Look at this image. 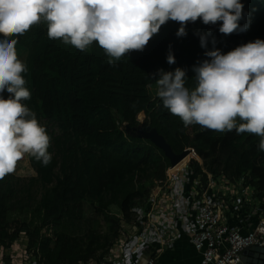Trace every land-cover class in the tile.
<instances>
[{
    "label": "trees",
    "instance_id": "1",
    "mask_svg": "<svg viewBox=\"0 0 264 264\" xmlns=\"http://www.w3.org/2000/svg\"><path fill=\"white\" fill-rule=\"evenodd\" d=\"M240 2L244 15L239 23L249 25L246 32L224 35L219 32L222 22L205 25L197 20L187 24V36L177 37L181 24L170 20L143 51L114 60L115 66L108 63L111 58L97 42L81 51L50 39L44 21L16 37L18 59L27 69L25 86L31 93L22 103L46 128L52 160L43 166L27 154L33 176L26 181L15 174L0 179L1 248L11 249L24 234L27 251L35 261L80 264L103 260L119 239L123 224L139 223L136 210L147 203L171 168L164 152L151 141L125 132V125L140 124L142 113L176 154L192 148L202 161L190 168L189 187L198 179L206 183L209 174L215 179L224 175L233 182L244 177L243 186L253 190L254 201L264 203L260 138L247 132L238 135L235 130L185 127L163 107L151 79L160 69L174 72L180 68L186 72L185 86L194 89L193 68L210 59L207 51L226 44L230 52L264 40V0ZM197 33H211L206 48L201 47ZM170 46L176 60L171 65L167 62ZM149 83L152 88L146 87ZM0 95L8 99L6 91ZM87 203L93 211L84 209Z\"/></svg>",
    "mask_w": 264,
    "mask_h": 264
},
{
    "label": "clouds",
    "instance_id": "2",
    "mask_svg": "<svg viewBox=\"0 0 264 264\" xmlns=\"http://www.w3.org/2000/svg\"><path fill=\"white\" fill-rule=\"evenodd\" d=\"M243 10L240 0H0V36L5 37L0 39V94L8 93V99L0 95V179L12 174L25 154L43 166L52 160L46 128L22 103L31 93L25 86L27 69L18 59L16 37L44 21L50 39L81 51L97 42L111 58L108 63L115 66L114 60L143 51L170 20L181 24L177 37L187 36V24L197 20L205 25L222 22L219 32L224 35L246 32L249 25L239 23ZM197 35L206 48L211 33ZM212 44L215 48V38ZM205 55L210 59L193 68L194 89L185 86L186 72L180 68L160 69L153 75L163 107L185 127L254 134L260 138L259 150L264 151V40L227 54L212 50ZM167 62L176 63L171 46Z\"/></svg>",
    "mask_w": 264,
    "mask_h": 264
},
{
    "label": "built area",
    "instance_id": "3",
    "mask_svg": "<svg viewBox=\"0 0 264 264\" xmlns=\"http://www.w3.org/2000/svg\"><path fill=\"white\" fill-rule=\"evenodd\" d=\"M188 150L196 154L194 149ZM195 161L202 164L201 160L193 157L191 161L167 170L166 179L156 186V192L153 193L152 190L145 207L136 210L139 223L122 226L119 239L103 260H90L80 264H137L139 258L145 254L149 238L153 234L158 237L160 243H164L163 236L166 231H171L172 220H163L162 214H170L171 210L170 203L162 201L165 194L162 192L175 186L182 170H185L187 175L180 181L189 182V170ZM171 169L177 171L169 175ZM245 181L242 177L239 182H233L224 175L215 179L210 174L206 183L200 179L195 181L192 187L194 195L188 199L189 201L192 198V207L188 215L186 214L188 219L184 221L183 227L190 235L195 250L201 255V264H238L240 254L245 249L252 246L264 247V212L257 226L246 233L239 228L232 229L229 225L231 206L242 211L250 208L254 211L253 214L258 213V205L261 202L254 201L253 190L243 186ZM178 201L179 204L185 203L181 196ZM127 227L129 231L126 230ZM12 248L6 250L0 247V264H48L35 261L27 248L21 257L13 252ZM146 264H157V256L151 255Z\"/></svg>",
    "mask_w": 264,
    "mask_h": 264
},
{
    "label": "crops",
    "instance_id": "4",
    "mask_svg": "<svg viewBox=\"0 0 264 264\" xmlns=\"http://www.w3.org/2000/svg\"><path fill=\"white\" fill-rule=\"evenodd\" d=\"M185 175H187L186 171L180 174L174 187L167 188L162 192L165 193L162 201L169 202V209L171 210L170 214L166 212L162 214V217L163 220H172L171 231L165 232L163 236L164 243H160L158 237L153 234L149 238L150 242L147 245L145 254L139 258L137 264H146L151 255L157 256V264H201V255L195 250L190 235L183 227L184 221L188 219L186 214L188 215V211L192 207V198L189 201L188 199L194 195L193 188L188 186L189 183L183 180L180 181ZM155 188L153 193L156 192L154 191ZM180 196L185 203L179 204L178 197ZM143 207L145 205L139 207V209H143ZM229 209L228 221L232 229L239 228L246 233L253 230L259 223L256 222V219L252 221L249 218L251 214L246 210L242 211L233 206ZM123 226H127V224H123ZM126 230L129 231V227Z\"/></svg>",
    "mask_w": 264,
    "mask_h": 264
},
{
    "label": "water",
    "instance_id": "5",
    "mask_svg": "<svg viewBox=\"0 0 264 264\" xmlns=\"http://www.w3.org/2000/svg\"><path fill=\"white\" fill-rule=\"evenodd\" d=\"M125 132L133 138L151 141L158 149L164 152L170 161L171 168L181 164L190 152V150L186 149L182 153L176 154L166 139L148 122L140 123L135 127L125 125ZM238 264H264V247L252 246L245 249L240 254V262Z\"/></svg>",
    "mask_w": 264,
    "mask_h": 264
},
{
    "label": "rangeland",
    "instance_id": "6",
    "mask_svg": "<svg viewBox=\"0 0 264 264\" xmlns=\"http://www.w3.org/2000/svg\"><path fill=\"white\" fill-rule=\"evenodd\" d=\"M228 47H229L228 45H226V44L223 45V44H222V45L220 46V48H219V51H221L222 54H227V53H228V51H227ZM138 121H139L140 123H144V122H146V115H145L144 113H142V115H139V117H138ZM56 129H57V128H56ZM26 155H27V154H25V155L23 156V158L20 159V160L17 162V165H16V168H15V171L12 173V174H15V175L18 176V177H21L23 181H24V180H25V181L28 180V179H29L31 176H33V174H34L33 170H32L31 167L29 166V163H28V161H27V156H26ZM193 157L196 158L195 154L189 152V154L185 157V159H184V161H183L182 163H185V162L190 161ZM197 159H198V158H197ZM177 169H179V168H177ZM177 169H171V170L169 171L168 174H169V175L174 174V173L177 171ZM184 169H186V168H184ZM184 172H185V170H182L181 173H184ZM181 173H179V174H181ZM21 188H22V187H21ZM40 196H41V189L38 190V192H37V194H36V198H37V199H40ZM243 197H245V196L243 195ZM84 209H85L86 211H88V212L93 211V210H92L93 208H92V206H91L89 203L85 204ZM259 211H260V212H259ZM247 212H248L249 214H251V215H249V218H251L252 221H253V219H254V220L256 219V222L258 223V222L260 221L261 216H262V212H264V205H263V203H260V204L258 205V213H257V214H254V215H253L254 211H252L250 208H248ZM98 218H99V220H100V222H101V224H100L101 227H102V226L105 227V222H104V220L102 219V217L99 216ZM100 229H101V228H100ZM102 230H104V229H102ZM43 233H44V234H47V230H44ZM27 243H28V239H27L26 235L22 234V235L20 236V238L16 241V243H14V246H13V248H12V251L15 252V253H17V254H19V256L21 257V256H22V253L25 252V249H26V245H27ZM95 254H97L98 256H100L98 253H95ZM95 254H93L91 257H93ZM0 256H1V255H0ZM91 260L97 262V260H95V259H91ZM89 261H90V260H89Z\"/></svg>",
    "mask_w": 264,
    "mask_h": 264
}]
</instances>
